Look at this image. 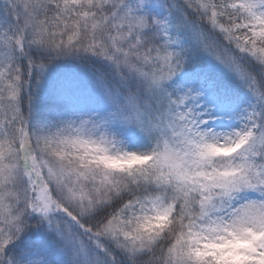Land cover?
I'll use <instances>...</instances> for the list:
<instances>
[{"label": "snow or ice", "instance_id": "snow-or-ice-1", "mask_svg": "<svg viewBox=\"0 0 264 264\" xmlns=\"http://www.w3.org/2000/svg\"><path fill=\"white\" fill-rule=\"evenodd\" d=\"M0 264H264V0H0Z\"/></svg>", "mask_w": 264, "mask_h": 264}]
</instances>
